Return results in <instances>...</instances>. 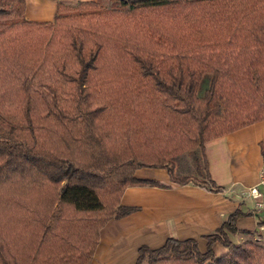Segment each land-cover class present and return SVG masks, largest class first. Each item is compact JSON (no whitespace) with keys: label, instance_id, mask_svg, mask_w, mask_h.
I'll return each mask as SVG.
<instances>
[{"label":"trees","instance_id":"trees-1","mask_svg":"<svg viewBox=\"0 0 264 264\" xmlns=\"http://www.w3.org/2000/svg\"><path fill=\"white\" fill-rule=\"evenodd\" d=\"M26 6L0 0V264H90L137 209L127 187L163 186L140 168L220 189L199 156L203 179L172 159L201 149L208 168V141L264 120V0L59 1L53 21ZM240 216L205 252L171 237L135 264H264V245L231 241Z\"/></svg>","mask_w":264,"mask_h":264},{"label":"crops","instance_id":"crops-1","mask_svg":"<svg viewBox=\"0 0 264 264\" xmlns=\"http://www.w3.org/2000/svg\"><path fill=\"white\" fill-rule=\"evenodd\" d=\"M59 1L97 0L46 3L51 5V15L46 12L43 19L28 16L34 0H26L25 16L29 20L53 21ZM43 6L41 2V8L49 10V7ZM204 154L208 168L204 162L203 172L206 176L209 174L220 189L211 190L193 182L184 185L176 183L165 168L136 170L135 177L155 180L163 186L127 187L121 203L137 209L125 217L111 219L101 229L90 264H135L140 247L159 248L171 237L196 239L199 249L205 252L208 247L205 236L215 232L236 211L241 212V216L236 221L238 232L230 235L233 244L250 240L264 243V230H260L258 225V221L264 218L253 214V202L244 194L245 188L258 182L264 161V120L208 141ZM201 175L198 172L183 176L203 179ZM247 231L253 232V236L246 234ZM219 247L222 248L221 255L229 250L217 243L215 251Z\"/></svg>","mask_w":264,"mask_h":264},{"label":"rangeland","instance_id":"rangeland-1","mask_svg":"<svg viewBox=\"0 0 264 264\" xmlns=\"http://www.w3.org/2000/svg\"><path fill=\"white\" fill-rule=\"evenodd\" d=\"M56 0H39V2H37V0H34V2L32 3V5L30 4V10L28 12L29 17L31 18H37V19H43V17L45 16L46 12H49L51 15V5H48L49 2L50 4L55 2ZM41 2L44 4L43 7H49L48 9H42L41 8ZM68 2V1H66ZM40 3V4H38ZM48 3V4H46ZM199 156L200 161L202 163L201 166L204 165V158H203V152L201 149H198L197 151H186L180 155H178L177 157H174L172 159V162L174 165H177V169L175 170V172L177 173V176H183L184 174H198L197 172V165L195 163V157ZM193 177V176H192ZM196 178V177H195ZM255 242L264 245V243H262L261 241L258 240H254ZM221 249L222 248H217L216 249V253L217 255H221Z\"/></svg>","mask_w":264,"mask_h":264},{"label":"built area","instance_id":"built-area-1","mask_svg":"<svg viewBox=\"0 0 264 264\" xmlns=\"http://www.w3.org/2000/svg\"><path fill=\"white\" fill-rule=\"evenodd\" d=\"M244 194L253 202V214L258 218H264V161L259 170L258 182L245 188ZM259 229L264 230V224L260 225Z\"/></svg>","mask_w":264,"mask_h":264}]
</instances>
